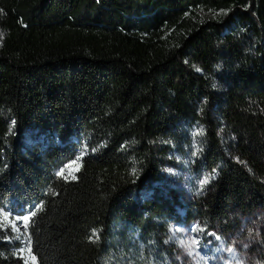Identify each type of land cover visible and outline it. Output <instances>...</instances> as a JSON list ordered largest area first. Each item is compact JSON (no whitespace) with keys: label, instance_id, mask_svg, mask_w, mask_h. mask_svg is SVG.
I'll list each match as a JSON object with an SVG mask.
<instances>
[{"label":"trees","instance_id":"obj_1","mask_svg":"<svg viewBox=\"0 0 264 264\" xmlns=\"http://www.w3.org/2000/svg\"><path fill=\"white\" fill-rule=\"evenodd\" d=\"M0 33V215L29 216L0 264H180L173 222L264 214V0H0ZM194 128L191 201L162 165Z\"/></svg>","mask_w":264,"mask_h":264},{"label":"rangeland","instance_id":"obj_2","mask_svg":"<svg viewBox=\"0 0 264 264\" xmlns=\"http://www.w3.org/2000/svg\"><path fill=\"white\" fill-rule=\"evenodd\" d=\"M204 18H214L218 13L202 10ZM193 138L190 147L181 150L172 147L162 165L165 182L179 190L184 196L195 201L208 195L211 191V175L197 169L195 164V149L198 147L196 138L201 129L189 131ZM173 146V145H172ZM75 163L68 164L65 173L76 169ZM208 183H203L204 180ZM8 220H13L17 227L26 231L27 222L22 219L25 214H18L8 209ZM4 213L0 219L4 218ZM200 222H173L170 225L166 240L175 248V259L180 264H261L264 249V214L251 213L241 218V225L232 233L225 234L213 231L207 236ZM203 236H206L205 243ZM231 249V251H229Z\"/></svg>","mask_w":264,"mask_h":264},{"label":"snow or ice","instance_id":"obj_3","mask_svg":"<svg viewBox=\"0 0 264 264\" xmlns=\"http://www.w3.org/2000/svg\"><path fill=\"white\" fill-rule=\"evenodd\" d=\"M0 38H2V33H0ZM57 175L63 176V170H61V172L57 173ZM203 183H205V184L208 183L207 179L204 180ZM35 214H36L35 212H32V213H31L32 216H35ZM4 217H5V219H7V217H8V213L5 212V213H4ZM22 219H23V220L25 221V223H26V222L29 220V216L25 215ZM14 230H15V228H14ZM229 251H231V249H229ZM32 259L35 260V257H32Z\"/></svg>","mask_w":264,"mask_h":264}]
</instances>
